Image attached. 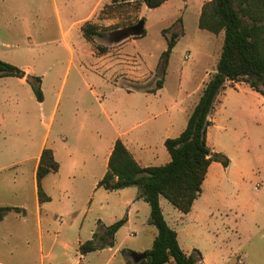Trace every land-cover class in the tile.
I'll list each match as a JSON object with an SVG mask.
<instances>
[{
  "label": "rangeland",
  "instance_id": "1",
  "mask_svg": "<svg viewBox=\"0 0 264 264\" xmlns=\"http://www.w3.org/2000/svg\"><path fill=\"white\" fill-rule=\"evenodd\" d=\"M95 2L0 1L7 9H19L20 19L42 29L44 44L35 35L32 42H11L14 46L9 49L0 45V52L34 67L39 77H45L46 92L42 110L36 99L24 93L19 103L0 100V167L15 165L0 170V208L27 211L24 218L15 211L0 222V264H125L120 261L123 251L152 248L150 230L157 229L149 223V204L139 201L117 211L122 202L136 199L137 187L127 188L126 195L104 190L79 196L54 194L50 213L43 215L41 240L32 193V157L46 136L49 147L72 145L81 124L91 125L93 134L106 143L105 149L119 132L130 130L129 137H135L147 130L151 127L147 119L153 114L179 115L182 109L189 117L216 71L223 40L200 29L199 8L183 1L149 9L140 2L110 0L97 23L88 22L103 34L92 43L79 24ZM140 21H144V36L119 42L118 51L102 59V54L93 53V46L110 48L121 31ZM61 30L68 32L66 39ZM175 33L180 35L177 46L164 65L162 56ZM17 43L34 56H19ZM30 45L36 48L29 49ZM162 77L163 87L156 90ZM234 86L227 83L218 96L208 129V146L229 159L230 165L225 168L214 162L196 205L202 210L200 218L179 213L166 199L162 209L171 227L185 228L183 247L189 249V243H194L212 253L208 264H264V112L253 97ZM159 137L155 143L160 144ZM129 211L130 223L118 231L111 250L79 252V242L92 239L98 220L113 224L118 218L128 219ZM115 250L118 257L111 259Z\"/></svg>",
  "mask_w": 264,
  "mask_h": 264
},
{
  "label": "trees",
  "instance_id": "2",
  "mask_svg": "<svg viewBox=\"0 0 264 264\" xmlns=\"http://www.w3.org/2000/svg\"><path fill=\"white\" fill-rule=\"evenodd\" d=\"M118 1L120 0H114ZM122 1L140 2L149 9H157L168 0ZM199 28L215 35L224 32L222 53L215 73L211 75L189 117L186 129L179 137L165 141L171 161L164 166L143 168L123 142L117 140L109 159L108 172L98 183L99 188L107 191L137 187L139 199L149 204V223L157 229L158 235L152 248L144 252L146 259L139 264H203L200 251L194 250L187 255L180 247L176 231L168 225L164 217L160 199H166L180 212L188 214L202 193L211 164L217 162L225 168L229 167L230 160L208 146V129L212 124L210 116L227 83H246L264 98V0L209 1L202 7ZM82 31L85 38L92 43L95 37H103L98 26L93 24L84 25ZM179 36L175 33L168 41V50L162 56L165 58L164 65L167 64ZM97 49L100 54L107 51L106 48ZM2 77L26 78L36 99L43 102L39 77L27 76L22 69L0 60V78ZM162 87L163 77L157 82L156 90ZM59 168L53 151L44 149L37 170L40 202L50 201L42 188L43 179L58 172ZM13 210L20 211L18 208H0V219ZM125 223L126 218L108 227L99 224L93 238L80 246V253L87 255L114 247L115 235ZM123 252L128 264H135L131 259L134 252Z\"/></svg>",
  "mask_w": 264,
  "mask_h": 264
},
{
  "label": "crops",
  "instance_id": "3",
  "mask_svg": "<svg viewBox=\"0 0 264 264\" xmlns=\"http://www.w3.org/2000/svg\"><path fill=\"white\" fill-rule=\"evenodd\" d=\"M0 1H4V0H0ZM173 1L174 0H168L161 7L168 6L172 4ZM177 1L178 2L183 1V4L185 6H197L200 10V13H199V17H200L201 10L204 4L212 0H177ZM109 3H110V0H96L95 5L92 7L91 11L89 12V15L83 21H81L79 25L82 24V27H83V25L88 22L97 23L99 12L102 11L104 6L108 5ZM141 4L144 5L143 3ZM19 15H20L19 9H14L11 7L7 9L2 4H0V45H2V47L6 49H9L14 46V45H11V42H23L25 39L32 42L35 35H36L35 38L39 39L41 42L45 40V37L41 31L42 29L39 31L37 23H31L30 20H27V19H20ZM94 20L96 22H94ZM33 26H35L36 28ZM60 33H61L62 38L64 39H66V37L68 36V32H64L63 30H61ZM213 35L216 39L220 37V39H222L224 42V32L220 33L219 35H215V34ZM96 38L97 37H95V39ZM95 39H94V42H95ZM42 44H44V42ZM117 45H119V42L113 43V45L110 48H108L105 53H102L101 59L105 58L106 55H108V52L114 53L118 51ZM15 46H16L15 48L17 49L19 53V56H24L27 59H30L31 57L34 56V53H29L26 50L27 49L26 46L19 45V43H17V45ZM35 48L36 47H34L33 45L29 46V49L31 50H34ZM93 48H94L93 53H95L96 56L99 55L100 53L98 52L97 46L95 47L93 46ZM6 56L7 55H4L3 52H0V60H2L3 62H6V63L9 62L16 66H19L20 69L26 72L27 76L39 77L34 67H30L29 65H23L22 63L18 61H14V59H9ZM39 78L41 79V89H42L43 96H44L43 102H39L36 99L34 92L32 90V87L27 82L26 78H17V77L0 78V100L1 101L4 100L5 102L13 101V102L19 103L21 101V96L24 93L27 95H31L30 99H32V97L36 99L37 104L42 110L46 102V92H45V84H44L45 77L41 76ZM234 85H235L234 88L239 89L244 94H248L251 97H253V101L255 100V103L258 105V109L261 110L262 113L264 112V98L262 97V95L253 91L246 83L240 82V83H234ZM241 86H244V88H241ZM178 113L179 115H169L167 113L153 114L151 117H148L147 119L149 123L151 122V127H149L147 130H144L141 134L135 137H129L130 130L119 132L113 144L111 145V147L108 148L107 146V148L105 149H104V146H106V143H104L102 140H99L97 137V134H93L91 125L89 128H87L84 124H81L80 128H77L75 130V138H74V143L72 145H69L63 142L62 144L53 145L49 147L48 136L44 137L43 141L39 145L36 155H34L31 160V161H34L33 172H32L33 174L32 193H33V198L35 202V211H36L35 214L37 217V224H38V229L40 232L41 240L45 237L43 233V229H42L43 215L47 216V214L50 213V210L48 207L53 201L54 194L57 193L59 195L79 196V195H83L86 193H92V192L96 193L101 190L107 191L103 188H99L98 183L104 178V176L108 172L109 159L112 154L115 142L117 140H121L123 142V144L132 154L134 159L143 168L160 167V166H164L168 164L171 161V157L168 151L166 150L167 152H165L163 148L165 146V141L167 139H174V138L179 137L183 133V131L186 129L188 120L190 117L189 116L186 118L183 114L182 109H180ZM41 116L42 118H44L43 115ZM131 119L132 121H134L138 118H131ZM126 120L129 121L128 118H126ZM141 124L142 123L138 124L137 126H140ZM158 136H160L159 138L161 139L160 144L155 143V140H154V138L155 137L157 138ZM44 149H51L53 151L54 157L56 161L59 163L60 168L58 172L51 173L43 179L42 188L44 192L46 193V195L50 198V201L42 203L40 202L39 195H38L37 170H38L41 155ZM160 160L161 162H164V165H158L159 164L158 162ZM14 166L15 165L3 166V167H0V170H5L7 168L14 167ZM213 166H214V163L211 164L208 170L207 177L202 187V192H203L206 182H209L208 176ZM126 190L127 188L122 189V190H117V191H109V192L115 193L118 195H126L125 194ZM138 196L139 194L137 195L135 200L130 199L125 202H122L119 206H117V211L120 212L121 209L124 208L125 205L129 207L135 206L137 203H140L139 201H144L143 199H139ZM200 197L201 195L195 201L191 212L188 214H185L186 216H189L194 213V217L196 219L200 218V212L202 210L201 208H196L197 202L200 199ZM162 199L164 198L160 199L161 207H163ZM10 208H14V209L18 208L20 210L18 213L21 214L23 218L27 216V211L25 208H19V207H10ZM14 213H15V210L9 212L8 215H6L3 219H0V222L5 221L10 214L12 215ZM179 213H182V212L179 211ZM130 215H131V211L128 212V219H126L125 225H128L130 223ZM119 219L120 218L116 220L118 221L122 220V219L120 220ZM61 221H64V220L61 219ZM111 223H108L105 219L98 220L95 231L93 230L91 232L92 238L94 234L98 231L99 224H102L108 227L114 224V223L113 224ZM171 228L174 231H176L178 235V241H179L180 247L182 248L184 253H186L187 255H190L191 252H193L194 250H198L201 252L203 256V264H208V260L212 256V253H206L204 248L198 245H195L194 243L192 245L191 243H189L190 244L189 249H186L185 247H183V244H182V236H183L182 234L185 233L184 232L185 228L182 230H178L176 229V227H171ZM150 232L152 236L150 237L149 240L151 241V244L153 246V243L158 235V231L156 232V230H150ZM183 239L184 241L186 240L185 236L183 237ZM81 245H82V242H79V248ZM112 248H107V249L111 250ZM147 250L148 249H142V251H137V249H130L128 251H132L134 253L135 252L144 253ZM118 253L119 251L115 250L111 259L118 257L117 256ZM120 261L122 263L128 264V260L126 256H122ZM76 264H80V263L78 262Z\"/></svg>",
  "mask_w": 264,
  "mask_h": 264
},
{
  "label": "water",
  "instance_id": "4",
  "mask_svg": "<svg viewBox=\"0 0 264 264\" xmlns=\"http://www.w3.org/2000/svg\"><path fill=\"white\" fill-rule=\"evenodd\" d=\"M144 21H140L137 25L125 29L119 33L117 42H121L130 37H141L144 35ZM131 259L135 264H139L142 260L146 259L145 253H133Z\"/></svg>",
  "mask_w": 264,
  "mask_h": 264
}]
</instances>
